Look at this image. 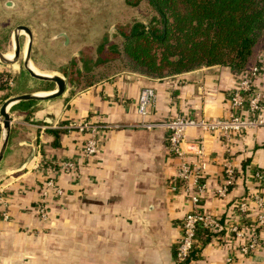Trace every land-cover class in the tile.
Wrapping results in <instances>:
<instances>
[{"label":"crops","instance_id":"0c3cea01","mask_svg":"<svg viewBox=\"0 0 264 264\" xmlns=\"http://www.w3.org/2000/svg\"><path fill=\"white\" fill-rule=\"evenodd\" d=\"M10 43L13 46L11 38ZM23 45L22 51L26 39ZM31 63L41 72L61 71ZM261 63L263 75L254 82L264 98V56ZM237 75L218 65L162 79L118 71L89 80L86 85L67 83L63 93L52 99L12 104L7 109L10 129L0 161V188L7 197L8 214L7 218L0 215V264H173L179 221L190 208L186 192L170 186L169 179L180 159L169 153L162 127L139 124H157L175 115L226 116L229 91ZM22 77L32 84L29 76ZM28 86L4 98L1 95L5 92L0 90V104L13 95L46 94L55 88L53 83L50 90ZM143 86L153 88L155 103L141 118L136 113V98ZM261 116L264 121V99ZM83 119L111 125L100 132L101 148L87 161L80 153L86 136L62 128ZM2 134L0 117V144ZM200 140L206 161L202 208L224 218L236 200L247 199L246 213L237 221L244 236L254 233L262 246L241 255L238 247L246 237L224 230L218 238L212 236L201 243L189 263L264 264V226L257 225L250 201L259 195L264 202V124L228 142L186 128V161L196 160L194 150ZM31 145L33 157L39 153L49 159H73L77 164L75 170L56 175L61 194L47 204L44 220L33 207L39 201L42 180L39 171L32 168L33 157L26 168L10 173L26 158ZM226 162L231 164L235 178L225 195L218 197L216 188ZM253 170L261 171L263 179L253 178Z\"/></svg>","mask_w":264,"mask_h":264},{"label":"built area","instance_id":"2783aa9c","mask_svg":"<svg viewBox=\"0 0 264 264\" xmlns=\"http://www.w3.org/2000/svg\"><path fill=\"white\" fill-rule=\"evenodd\" d=\"M264 52L258 55V62L249 69L238 73L228 95L229 113L223 117L204 118L185 115L170 116L161 122L146 123L140 122V126H159L166 131L165 140L167 149L171 155L180 159L174 174L170 177L171 188L186 192L187 202L190 205L179 221V237L173 247V264H190L188 257L192 251L201 245V237L204 232L210 234V238L216 237L221 231L234 234L236 237L245 238L238 247V253L248 255L262 243L254 233L244 236L237 219L239 215L246 213L248 200H236L230 210L220 221L219 216L202 208V198L205 192V181L202 180V173L206 166L203 155V144L194 150L195 161H186L183 143L185 142L186 128L199 129L204 134L217 136L224 142H228L233 136H240L250 128H256L264 124L261 116L263 106V95L255 80L262 77V59ZM155 92L149 86L140 88L136 98V113L142 118L154 107ZM114 125H112L113 127ZM111 127L108 124L91 122L88 119L70 121L62 128L67 132H77L86 137L80 148L83 160L93 158L101 148L100 132ZM188 148H191L190 143ZM33 157L32 168L39 171L42 176L39 189V201L33 207L43 220L47 215V204L61 194V189L56 181V175L61 172H70L77 167L73 159H49L39 153ZM253 178L262 180L261 171L253 170ZM234 170L229 162L224 163L222 169L221 183L216 188V196L223 197L234 182ZM250 201L254 204L255 221L257 225L264 226V202L259 195H254ZM0 215L7 218V197L4 189L0 188ZM220 237V236H219ZM230 261V257H226Z\"/></svg>","mask_w":264,"mask_h":264},{"label":"trees","instance_id":"16d2710c","mask_svg":"<svg viewBox=\"0 0 264 264\" xmlns=\"http://www.w3.org/2000/svg\"><path fill=\"white\" fill-rule=\"evenodd\" d=\"M124 2L128 6L145 4L149 11L147 20H134L119 27L118 41L107 42L106 48L102 44L97 46L96 52L100 51L102 57L95 59L98 64L95 69H101L102 72H99L96 80L118 71L162 79L213 65L224 66L232 73H239L255 65L258 55L264 52V0ZM107 63L116 65V70L110 74L102 70L109 66ZM83 70L88 73L90 69ZM60 72L67 75L68 71ZM69 74L68 84L81 81L82 75L75 66L71 67ZM35 81L38 84L36 87L41 90L52 89L51 82ZM3 82L0 84V90L5 92L2 93V98L22 90L14 88L11 91ZM219 218L220 221L223 219L220 216ZM209 236L210 234L204 232L201 242L208 241Z\"/></svg>","mask_w":264,"mask_h":264},{"label":"rangeland","instance_id":"374dc122","mask_svg":"<svg viewBox=\"0 0 264 264\" xmlns=\"http://www.w3.org/2000/svg\"><path fill=\"white\" fill-rule=\"evenodd\" d=\"M14 2L17 6L12 10L4 9L0 4V13L3 14V23L0 25V42L5 49L3 53L12 54L13 46L10 43L8 48L7 42L13 25L28 24L34 32L33 59L37 62V67L68 71L67 75L58 70L44 71L61 75L68 83L69 70L75 66L82 75L81 81L79 80L81 85L96 79L99 72H102L101 69H95L98 65L95 59L102 57L100 51L96 52L97 46L102 44L106 48L107 42L118 41L119 27L134 20L146 21L149 13L145 4L128 6L124 0H14ZM51 36L53 37L49 39ZM25 39V34L19 36L20 47H24ZM16 64V68H13L0 62V80L4 81L5 86L11 88V91L14 88L24 89L26 85H29L28 89L35 88L34 83H37L22 68L21 58ZM30 65L33 66L32 63ZM116 67L109 64L105 67L107 69L102 70L110 74ZM83 68L90 70L87 73ZM38 71L44 73L41 72L43 70ZM22 76H29L30 79L27 80H31L32 84H27Z\"/></svg>","mask_w":264,"mask_h":264},{"label":"water","instance_id":"95a60500","mask_svg":"<svg viewBox=\"0 0 264 264\" xmlns=\"http://www.w3.org/2000/svg\"><path fill=\"white\" fill-rule=\"evenodd\" d=\"M20 30H22L26 34V39H27L26 45H25V51L23 54H21V48L18 42V37H19L18 35H19ZM11 39L13 42L12 58L8 59L3 56V53L0 52V62L3 64L12 65V63L14 62L17 63L18 59L21 58L22 68L26 71V73L31 78L52 82L55 85V88L50 90L46 94L22 93V94L10 96L2 101V103L0 104V117H1V127L3 130V134H2L1 144H0V161L3 157L4 151L6 148V144H7V140L9 136V129H10V114L8 113L7 109H9V107L12 104L18 101H22V100H48V99L58 97L59 95L63 93V91L65 90L66 84H67L66 79L63 78L61 75H58V74L46 75L43 73H36L28 66V62L30 61L29 54H30L32 36L27 26L21 25V24L16 25L12 29ZM34 152H35L34 147L31 145L29 154L19 164V166L16 167L15 169H12L10 173L19 172L23 170L24 168H26V166L28 165V163L30 162V160L32 159L34 155Z\"/></svg>","mask_w":264,"mask_h":264},{"label":"flooded vegetation","instance_id":"af4514ba","mask_svg":"<svg viewBox=\"0 0 264 264\" xmlns=\"http://www.w3.org/2000/svg\"><path fill=\"white\" fill-rule=\"evenodd\" d=\"M0 4L3 5L2 7L4 9H15L16 8V3L14 2V0H0ZM2 18H3V14L0 13V25H2ZM25 25L29 28L30 32H31V36H32V40H31V47H30V54H29V57H30V61H33L34 63H37L34 61L33 59V55H34V50H33V40H34V32L32 30V27L28 24H25V23H17L15 25H13V27L11 28L10 30V33H9V38H8V42H7V45H8V48H10V38H11V32H12V29L16 26V25ZM23 33L19 34L18 36L22 35ZM26 35V34H25ZM18 42H19V37H18ZM19 46H21L20 42H19ZM21 48V47H20ZM5 51V49L3 48V44L0 42V52L3 53Z\"/></svg>","mask_w":264,"mask_h":264},{"label":"bare ground","instance_id":"6f19581e","mask_svg":"<svg viewBox=\"0 0 264 264\" xmlns=\"http://www.w3.org/2000/svg\"><path fill=\"white\" fill-rule=\"evenodd\" d=\"M21 33L25 34L22 30H20V31H19V34H21ZM26 40H27V39H26ZM24 51H25V50H24ZM23 53H24V52L21 51V54H23ZM12 55H13V51H12V54H11V52H9V53H6V54L3 55V56L6 57V58H8V59H10V58H12ZM30 63H31V61L28 62V66H29L34 72H36V73H40V72L38 71V69H36L34 66L30 65ZM13 64H15V62L12 63V65H13ZM43 74H45V73H43ZM46 75H53V74H46Z\"/></svg>","mask_w":264,"mask_h":264}]
</instances>
